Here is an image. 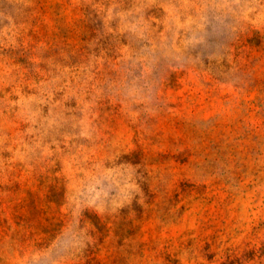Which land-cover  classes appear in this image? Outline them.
Returning <instances> with one entry per match:
<instances>
[{
    "label": "rangeland",
    "instance_id": "obj_1",
    "mask_svg": "<svg viewBox=\"0 0 264 264\" xmlns=\"http://www.w3.org/2000/svg\"><path fill=\"white\" fill-rule=\"evenodd\" d=\"M0 264H264V0H0Z\"/></svg>",
    "mask_w": 264,
    "mask_h": 264
}]
</instances>
